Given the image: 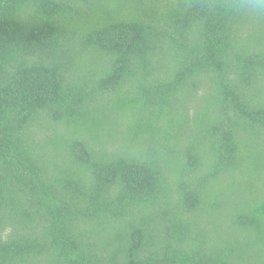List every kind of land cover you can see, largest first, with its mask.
I'll return each instance as SVG.
<instances>
[{
    "label": "trees",
    "instance_id": "1",
    "mask_svg": "<svg viewBox=\"0 0 264 264\" xmlns=\"http://www.w3.org/2000/svg\"><path fill=\"white\" fill-rule=\"evenodd\" d=\"M227 0H0V264H264V28Z\"/></svg>",
    "mask_w": 264,
    "mask_h": 264
},
{
    "label": "clouds",
    "instance_id": "2",
    "mask_svg": "<svg viewBox=\"0 0 264 264\" xmlns=\"http://www.w3.org/2000/svg\"><path fill=\"white\" fill-rule=\"evenodd\" d=\"M223 7L234 13V18L249 20L264 28V0H227Z\"/></svg>",
    "mask_w": 264,
    "mask_h": 264
}]
</instances>
